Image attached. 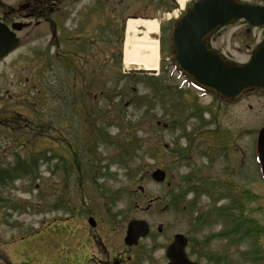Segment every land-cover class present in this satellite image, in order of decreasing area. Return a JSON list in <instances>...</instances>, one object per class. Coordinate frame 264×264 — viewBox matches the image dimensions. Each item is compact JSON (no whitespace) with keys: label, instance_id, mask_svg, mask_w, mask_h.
Listing matches in <instances>:
<instances>
[{"label":"rangeland","instance_id":"obj_1","mask_svg":"<svg viewBox=\"0 0 264 264\" xmlns=\"http://www.w3.org/2000/svg\"><path fill=\"white\" fill-rule=\"evenodd\" d=\"M155 9L153 2L133 0H58L53 39L40 21L37 37L24 41L0 65L5 73L0 75L1 105L22 94L15 97L17 105L33 102L40 119L46 120L48 106L54 105L52 90L73 92L66 105H58L54 129L33 140L22 125L0 128L1 162L7 168L13 140L17 155L27 151L21 148L25 140L17 131L49 159L39 161L35 178L0 176V264H67L63 219L72 215L70 234L75 243V236L84 232L82 221L95 205L132 217L141 215L135 204L142 207L159 197L151 221L167 222V231H174L177 185L184 186L189 171L205 176L201 188H212L198 195V209L209 201L216 200L215 208L228 201L229 212L236 216L237 197L244 194L241 211L257 225L254 232L247 227L242 237L233 238L221 235L231 225L223 218L202 223L192 237L212 238L204 248L209 254L227 251L213 264H264V181L255 162V140L264 126V93L223 104L163 59L169 55L168 44L161 45L157 70L125 68V21L149 19L140 12ZM211 45L229 59L245 62L256 44ZM10 114L0 118L9 124ZM157 167L167 172L170 189L166 181L152 180L150 174ZM192 196L189 192L186 200ZM67 200L81 207L71 212ZM189 217L190 225L193 215ZM228 237L231 240L226 241ZM198 260L205 264V257Z\"/></svg>","mask_w":264,"mask_h":264},{"label":"flooded vegetation","instance_id":"obj_2","mask_svg":"<svg viewBox=\"0 0 264 264\" xmlns=\"http://www.w3.org/2000/svg\"><path fill=\"white\" fill-rule=\"evenodd\" d=\"M32 0H16L12 3L7 2V0H0V29L4 30L6 33V27L9 29V34L3 35L0 31V46L1 44H7L8 36H15L19 43L18 48L23 45L24 41L30 42L32 37H37L35 29L37 24H39V19L36 18L37 11L35 8H30L32 5ZM57 0H47V19H46V31L49 36V40L53 39L55 32V6ZM123 2V0H119ZM140 2H153L156 9L154 11H141L140 15L144 17H157L159 23V32H158V41L159 44H170V34L174 26L175 21L182 17L184 13L191 8L195 3L203 0H188L184 3L183 6H180L178 0H133ZM240 4L248 5L250 7H264V0H233ZM178 7H177V6ZM228 32V36H225V33ZM264 37V24L262 25H252L244 18H236L231 20L227 24L219 25L215 27L205 36V44L210 45V48L216 50L219 54L224 57L228 56L221 52L220 50L214 48L211 44H256L258 41H261ZM7 39V40H6ZM248 42V43H247ZM14 51L5 55L3 50H0V65H4V61L12 54ZM4 70L1 69L0 75L4 76ZM29 78L25 77V80L28 81ZM6 83V79L4 78ZM3 84V90H6V84ZM27 85H30L27 82ZM32 88V86H31ZM72 91L63 90L61 93L55 94V91L52 90L50 93L54 99V105L51 109L48 106L47 111V121L45 126V121L40 119L39 108L32 103H24L23 106L17 105L15 97H8V101L5 100L2 105L0 104V116L10 114L12 119L8 124L7 120L0 118V128H4L9 125L10 129H16L19 125L23 126L26 130L25 134L30 135L32 139L35 135L44 134V129L53 126L54 123V107L59 104V96H69ZM255 92V91H254ZM6 99V98H4ZM10 99V100H9ZM23 99V98H22ZM66 101V100H65ZM64 101V103H65ZM223 104H226L221 101ZM229 104V103H228ZM6 105H10V110L5 109ZM6 117V116H5ZM53 128V127H51ZM17 131V137L19 139H24L22 142L21 148L24 146L27 151L22 156L25 161L33 160L34 157H37V151L32 149V144L29 141V138L24 137ZM2 137L3 133H2ZM15 136L14 139H17ZM0 138V142H1ZM33 140V139H32ZM16 141L13 140V144L10 145L9 151L12 152L10 155L11 159V169L15 166L17 160L21 159V155H17L15 149ZM7 147H5V150ZM14 151V152H13ZM4 153L0 154V173L5 169L3 163L1 162L2 156ZM228 166V165H227ZM28 170V169H26ZM165 172V179L167 172ZM183 179L184 186L177 185L178 192L180 196L176 195V202H174L176 211L175 221L177 228L174 231H167V222L165 224L159 223L154 224V218L151 216L155 210L156 203L159 202V197L154 199H149L146 204L142 207H137L138 204H135L134 209L139 210L141 213L140 216L127 217L128 214L125 212L123 214L118 213L116 210L112 211L111 209H105L99 205L98 207L92 206L94 209L93 212H90L87 218L82 221L83 233L75 236L76 242L74 243V238L70 231H72L73 225L71 224L72 215L69 213L66 215L64 220L65 234L68 239H66V260L67 264H167L169 258L166 254L167 247L171 245L174 241L175 236H180V240H184V252L189 260L195 262L196 264H201L198 260V257L206 259L205 264H213L215 259V254L207 253L204 248L209 244L212 238L201 237L193 238L192 235L197 233L200 230V225L204 222H212L215 219L223 218L225 222L230 223L231 217H229L230 212L228 207L223 205L219 208H215V201H209L205 206H201L198 209L200 204V196L203 192H209V189L201 188V184L205 179L204 175L193 174V171H189ZM199 177L200 181H195ZM190 182L196 186H190ZM208 182L206 180L204 184ZM172 185L171 181H166V188L170 189ZM189 192L193 193V196L190 200H186V196ZM200 196L198 197V195ZM243 195L239 194L237 199L242 202ZM90 204H94L95 201H89ZM176 203V204H175ZM213 206H212V204ZM226 205L228 201L225 202ZM164 204H170L166 202ZM67 209L74 211L79 207L71 205V201H66ZM137 205V206H136ZM225 205V204H224ZM215 209V210H214ZM166 211V206L161 209V211ZM226 211L227 218L223 216V212ZM69 212V211H68ZM189 213L193 215L191 222L188 224ZM185 216L186 218H184ZM206 216V217H204ZM238 218V229L235 227L232 229L229 226V229H226L222 232H218L221 235L234 236L238 235L242 237L245 230V217L241 211L238 216L234 217V222ZM131 219H142L147 223V231L144 236L138 237L135 241L129 243L126 242V230L128 222ZM184 222V223H183ZM185 226H184V225ZM238 230V232H237ZM233 236V238H234ZM212 237L214 235L212 234ZM231 240L230 237L226 238ZM227 252L225 249L220 251L217 254L218 258L223 256Z\"/></svg>","mask_w":264,"mask_h":264},{"label":"water","instance_id":"obj_3","mask_svg":"<svg viewBox=\"0 0 264 264\" xmlns=\"http://www.w3.org/2000/svg\"><path fill=\"white\" fill-rule=\"evenodd\" d=\"M235 17H245L251 23H264V7H250L231 0H203L196 3L178 20L172 35L171 54L176 66L199 86L231 98L253 88L264 89V40L257 44L249 61L239 65L225 60L207 49L204 36L216 24ZM13 42V41H12ZM15 44H7L12 48ZM258 159L264 176V129L257 138ZM164 171L157 168L151 176L156 181L164 179ZM146 223L132 220L128 224L126 241L131 243L145 235ZM184 240L180 235L168 247V264H195L189 262L183 251Z\"/></svg>","mask_w":264,"mask_h":264},{"label":"bare ground","instance_id":"obj_4","mask_svg":"<svg viewBox=\"0 0 264 264\" xmlns=\"http://www.w3.org/2000/svg\"><path fill=\"white\" fill-rule=\"evenodd\" d=\"M183 4L187 0H180ZM142 28V30H139ZM156 19H128L125 24L122 63L125 68L153 71L159 65Z\"/></svg>","mask_w":264,"mask_h":264},{"label":"trees","instance_id":"obj_5","mask_svg":"<svg viewBox=\"0 0 264 264\" xmlns=\"http://www.w3.org/2000/svg\"><path fill=\"white\" fill-rule=\"evenodd\" d=\"M46 1L47 0H32V5L30 6L31 8H35L38 12V14H40L39 16H42L41 14L44 13L42 12L43 6L46 5ZM10 173L9 168L4 170V174L7 175ZM245 226L246 229L248 227V230L254 232V230L256 229V226L254 225L253 219H245ZM235 228L238 229V218L235 221Z\"/></svg>","mask_w":264,"mask_h":264}]
</instances>
